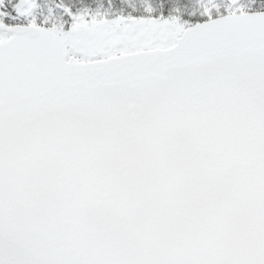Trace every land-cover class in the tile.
Here are the masks:
<instances>
[{
	"label": "snow or ice",
	"instance_id": "1",
	"mask_svg": "<svg viewBox=\"0 0 264 264\" xmlns=\"http://www.w3.org/2000/svg\"><path fill=\"white\" fill-rule=\"evenodd\" d=\"M0 264H264V0H0Z\"/></svg>",
	"mask_w": 264,
	"mask_h": 264
}]
</instances>
